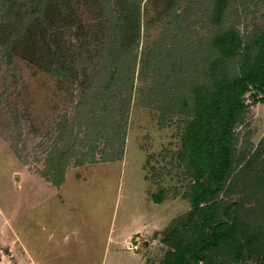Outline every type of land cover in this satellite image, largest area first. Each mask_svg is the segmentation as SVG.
Wrapping results in <instances>:
<instances>
[{
    "label": "rangeland",
    "instance_id": "obj_1",
    "mask_svg": "<svg viewBox=\"0 0 264 264\" xmlns=\"http://www.w3.org/2000/svg\"><path fill=\"white\" fill-rule=\"evenodd\" d=\"M68 1L73 23L58 29L53 21L45 44L54 48L55 33L66 59H72L75 79H58L40 68L37 46L30 52L21 45L8 68L0 47V264H162L168 250L164 232L191 209V181L177 159L185 118L170 105V94L158 98L152 88L158 76L173 92V83L188 76L181 50L190 56L213 34L207 16L212 0ZM227 1L225 28L250 35L264 23V0ZM110 10L116 16L138 12V38L116 58V66L124 60L132 88L117 79L108 103L116 125H125L122 153L110 131L113 142L106 145L98 137L89 155L85 144L80 153L86 160L78 166L71 161L55 185L44 174L47 158L78 113L88 85L97 82L95 74L116 38ZM32 40L38 44L37 32ZM160 53L168 55L163 76L147 70ZM251 102L247 94L249 108L235 131L237 159L264 140V104ZM85 125L73 129L77 140L90 133ZM159 192L162 201L155 203Z\"/></svg>",
    "mask_w": 264,
    "mask_h": 264
},
{
    "label": "trees",
    "instance_id": "obj_2",
    "mask_svg": "<svg viewBox=\"0 0 264 264\" xmlns=\"http://www.w3.org/2000/svg\"><path fill=\"white\" fill-rule=\"evenodd\" d=\"M210 5L207 16L213 34L199 42L196 48H200L190 56L181 50L186 70L190 71L188 76L173 83V92L161 86L158 76L152 88L158 98L170 94V105L185 118L177 159L191 181V209L164 232L161 241L168 250L162 264H236L245 260L264 264V140L250 155L239 159L234 156L235 131L249 108L245 96L250 94L251 104H264V97L258 98L264 96V23L250 35H240L233 27L222 25L228 1L212 0ZM114 12H109L110 27L116 38L106 50L101 71L95 74L97 82L88 85L83 103L77 106L78 113L61 133L60 145L47 158L44 174L51 175L55 185L61 184L71 161L78 166L86 160V155L80 153L85 144L89 155L98 137L104 138L106 145L113 142L110 131L118 137V152L122 153L125 125H116L108 103L117 79L132 88L133 81L124 74V60L116 66V58L138 38V12L119 16ZM53 21L58 29L73 23L68 0H0V47L5 65L10 67L21 45L30 52L37 46L35 62L40 68L58 79H75L72 59H66L56 34L50 35L53 49L45 44ZM34 32L39 35L38 44L32 40ZM155 56L147 70L158 69L163 76L168 55ZM93 110L97 114H92ZM84 121L90 133L77 140L73 129ZM153 199L160 203L162 193Z\"/></svg>",
    "mask_w": 264,
    "mask_h": 264
}]
</instances>
